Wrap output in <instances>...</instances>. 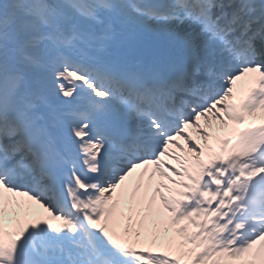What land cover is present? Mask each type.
<instances>
[{
  "label": "snow or ice",
  "instance_id": "6c2138e0",
  "mask_svg": "<svg viewBox=\"0 0 264 264\" xmlns=\"http://www.w3.org/2000/svg\"><path fill=\"white\" fill-rule=\"evenodd\" d=\"M0 264H264V0H0Z\"/></svg>",
  "mask_w": 264,
  "mask_h": 264
}]
</instances>
